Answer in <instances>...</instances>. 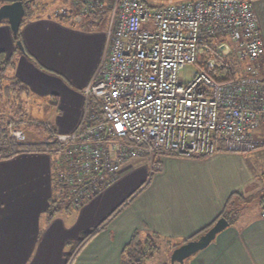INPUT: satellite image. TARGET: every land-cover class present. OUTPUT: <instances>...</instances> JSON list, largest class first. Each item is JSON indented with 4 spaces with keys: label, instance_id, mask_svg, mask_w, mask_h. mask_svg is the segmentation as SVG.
<instances>
[{
    "label": "crops",
    "instance_id": "obj_1",
    "mask_svg": "<svg viewBox=\"0 0 264 264\" xmlns=\"http://www.w3.org/2000/svg\"><path fill=\"white\" fill-rule=\"evenodd\" d=\"M13 1L0 0V5ZM88 1L72 0L66 15L49 13L24 21L19 28L24 51L16 47L9 24L0 23V58L15 56L8 75L22 81L28 95L40 101L47 117L39 121L55 132L69 133L78 126L83 89L103 54L108 10L94 7L80 21L73 20L74 12ZM251 2L261 53L253 64L242 55L234 77L252 65L264 82V0ZM234 45L222 50V59L225 53L239 54ZM251 135L264 142V119ZM57 155L22 151L0 158V264H64L69 245L102 219V228L84 241L70 264H121L124 248L136 232L140 238L149 231L165 241L183 243L221 216L229 224L185 264H264V218L258 215L264 201V143L237 152L223 149L217 141L216 151L205 157L160 152L154 169L147 157L134 156L114 181L79 206H73L68 189L58 182ZM155 264L169 260L160 258Z\"/></svg>",
    "mask_w": 264,
    "mask_h": 264
},
{
    "label": "built area",
    "instance_id": "obj_2",
    "mask_svg": "<svg viewBox=\"0 0 264 264\" xmlns=\"http://www.w3.org/2000/svg\"><path fill=\"white\" fill-rule=\"evenodd\" d=\"M94 7L108 8L103 54L83 89L78 126L54 133L58 182L73 206L114 181L134 156L154 169L160 152L205 157L217 141L237 152L264 143L251 135L264 119V82L252 65L239 77L220 74L216 56L226 43L214 44L238 42L253 64L261 35L251 0H89L73 20ZM188 65L190 77L179 78ZM11 133L25 139L20 129ZM258 215L264 218V201Z\"/></svg>",
    "mask_w": 264,
    "mask_h": 264
},
{
    "label": "trees",
    "instance_id": "obj_3",
    "mask_svg": "<svg viewBox=\"0 0 264 264\" xmlns=\"http://www.w3.org/2000/svg\"><path fill=\"white\" fill-rule=\"evenodd\" d=\"M31 2H26L24 4L26 13L23 22L31 18L39 17L38 15H34L35 12ZM14 40L16 43L18 41L20 42V45H16V47L24 51L21 45L19 31L14 35ZM204 56L205 53H203V55L201 53L200 60H202ZM12 57L13 55L6 58L1 56L0 58V158L9 157L22 151L53 152L58 144L54 137L55 131L48 124L38 123L33 125L27 123V127H34V131L43 134L40 140L18 142L7 133V124L10 120H16L18 123L23 120L21 116L24 114V109L21 100L23 96L28 95V88L26 85L22 81L8 75L9 70L14 65ZM220 71L224 76L234 77L232 69L226 64L220 67ZM16 100H18L19 103H17ZM1 104L5 105V109ZM53 212L54 210L52 212L50 211V215H52ZM93 233L94 230L86 234L79 243L77 249ZM155 237L158 236L156 234H147L144 238H140L137 232L134 233L131 240L124 248L125 258L121 264H142L144 257L150 256V252L156 248L154 241ZM77 249L73 251L71 258Z\"/></svg>",
    "mask_w": 264,
    "mask_h": 264
},
{
    "label": "rangeland",
    "instance_id": "obj_4",
    "mask_svg": "<svg viewBox=\"0 0 264 264\" xmlns=\"http://www.w3.org/2000/svg\"><path fill=\"white\" fill-rule=\"evenodd\" d=\"M71 1L72 0H32L31 5L34 8V12H35L34 15L44 16V15L49 14V13L52 15H66V12H69V10H67V8L69 7V4ZM91 1H93V3L96 2V4H98L100 0H91ZM148 1L151 4L155 3V4H159V5H164V4H168V3H177V2H181V1H185V0H148ZM108 2H109V0H107V3ZM106 7H108V5ZM95 10L100 11V12H105L106 10H108V8L105 9V8L100 7L99 9L96 8ZM101 10H103V11H101ZM77 12H74V13H77ZM220 43H226L228 45L227 46L225 44L228 51L230 48L229 44H231V45L235 44L234 45V46H236L235 50H238V53H239L238 55H237V53H235L233 51V52L229 53L228 55L225 53L226 59H222L224 55L216 56V59L219 62L226 61L229 66H232L230 68L232 69V71H234L233 75L234 76L238 75V73L240 72V65L241 64L239 62H240L241 56L243 55V47L238 42H234V41H231V40L226 39V38H219L216 40V42L214 44H215V46H218ZM243 57H245V56L243 55ZM14 58H15V56L12 57L13 61H14ZM192 70H193V67L191 65H188L185 69H183L179 72V78L184 77V78L188 79L191 75ZM21 101L23 104V109L25 111L24 114L21 116L23 120H21L19 123L16 120H10L7 124V133L10 136H12L13 138H15L18 142H26V141H30V140L42 139L43 134L41 132L34 131V127H27L26 126L27 123H31L33 125L38 124V123L46 124L43 121H39L40 119H46V117H47L45 111H44V113H42V110L40 108V104H41L40 101L36 98H32V95L23 96ZM43 101H44V99H42V102ZM16 102L19 103L18 100H16ZM2 103H3V101H2ZM1 106H3L5 109V105L1 104ZM6 109H7V107H6ZM0 117H1V115H0ZM12 129L22 130L23 133L25 134V139L19 140L16 137H14L11 133ZM144 182L146 183V181H144ZM142 187L143 186H141V188ZM139 190L137 192H139ZM130 199L131 198H128L127 200L121 202L119 208H121ZM236 214L237 213H235L234 215H236ZM103 224H104V222L102 219L94 227L90 228V230L83 232L78 240L73 241L69 245V253H67V255H66V262L64 264H70L71 263V261H72V259H70L71 255H72L73 251L75 249H77V247H78L79 243L82 241L83 237L93 230H94V232H96L97 229L100 230L102 228ZM144 234H145L144 235V237H145L147 234H152V232L144 231ZM92 236L93 235H91L89 238H91ZM86 241H87V239H86ZM154 241L156 244V248L150 252V254H151L150 256L144 257L143 264H155V262L158 259L166 258V257L169 260V256H170L169 251L181 243V242H177V241H170V242L165 241L161 238V236L155 237ZM79 248H78V250H79ZM197 252L192 254L186 260L188 261ZM175 264H178V263H175Z\"/></svg>",
    "mask_w": 264,
    "mask_h": 264
},
{
    "label": "water",
    "instance_id": "obj_5",
    "mask_svg": "<svg viewBox=\"0 0 264 264\" xmlns=\"http://www.w3.org/2000/svg\"><path fill=\"white\" fill-rule=\"evenodd\" d=\"M25 3L26 2L21 0H16L0 5V23H8L14 35L19 31L25 18ZM17 44L20 45V42L18 41ZM221 49L226 52V45H221ZM228 224V220L224 216H221L198 237L174 247L170 252L169 264H185V260L188 257L205 248L215 238L216 234L223 230Z\"/></svg>",
    "mask_w": 264,
    "mask_h": 264
},
{
    "label": "snow or ice",
    "instance_id": "obj_6",
    "mask_svg": "<svg viewBox=\"0 0 264 264\" xmlns=\"http://www.w3.org/2000/svg\"><path fill=\"white\" fill-rule=\"evenodd\" d=\"M117 128L119 129L120 128V125H117Z\"/></svg>",
    "mask_w": 264,
    "mask_h": 264
}]
</instances>
